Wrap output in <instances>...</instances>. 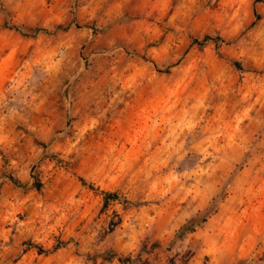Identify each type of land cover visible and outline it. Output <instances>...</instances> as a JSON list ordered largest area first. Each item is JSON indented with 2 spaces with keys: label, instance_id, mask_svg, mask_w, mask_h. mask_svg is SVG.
<instances>
[{
  "label": "rangeland",
  "instance_id": "374dc122",
  "mask_svg": "<svg viewBox=\"0 0 264 264\" xmlns=\"http://www.w3.org/2000/svg\"><path fill=\"white\" fill-rule=\"evenodd\" d=\"M0 264H264V0H0Z\"/></svg>",
  "mask_w": 264,
  "mask_h": 264
},
{
  "label": "trees",
  "instance_id": "16d2710c",
  "mask_svg": "<svg viewBox=\"0 0 264 264\" xmlns=\"http://www.w3.org/2000/svg\"><path fill=\"white\" fill-rule=\"evenodd\" d=\"M208 40H213L211 37L209 36H205L202 39H196L193 38L192 39V44H198L200 46H202L205 42H207ZM234 65L236 67H240V63L236 62L234 63ZM38 188L39 183L36 185ZM91 188V187H90ZM101 196H102V202H103V208H107L110 204V202H114L118 200V195L115 193H111V192H106V191H101ZM213 208V205H211L207 210L206 213L208 211H210ZM205 221V216L203 213L198 214L190 219H188L184 224H182L178 230L176 231L175 235H174V239H180L182 238L184 235H186L187 233L192 232L195 227L199 226L202 222ZM39 252H43L41 248H38Z\"/></svg>",
  "mask_w": 264,
  "mask_h": 264
}]
</instances>
